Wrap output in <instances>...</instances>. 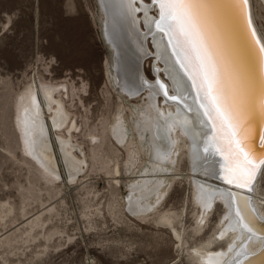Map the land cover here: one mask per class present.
<instances>
[{
	"label": "rangeland",
	"instance_id": "374dc122",
	"mask_svg": "<svg viewBox=\"0 0 264 264\" xmlns=\"http://www.w3.org/2000/svg\"><path fill=\"white\" fill-rule=\"evenodd\" d=\"M250 1L264 40V5ZM101 20L96 0H0V264H196L190 249L212 239L223 216L217 201L198 225L184 148L167 171L174 179L154 212L129 214L131 184L150 168L148 147L133 126L146 111L145 90L128 98L113 86ZM153 59L141 65L149 81L157 77ZM32 84L42 100L47 87L60 89L54 96L69 117L57 135L79 145L74 155L85 160L73 182L64 171L50 181L24 151L18 107ZM43 111L48 119L50 110ZM117 115L127 128L123 145L112 131ZM258 184L263 192L264 168ZM225 240L212 250L226 248Z\"/></svg>",
	"mask_w": 264,
	"mask_h": 264
},
{
	"label": "bare ground",
	"instance_id": "6f19581e",
	"mask_svg": "<svg viewBox=\"0 0 264 264\" xmlns=\"http://www.w3.org/2000/svg\"><path fill=\"white\" fill-rule=\"evenodd\" d=\"M154 1L96 0L103 41L111 49L113 86L128 98L145 90L146 111L133 126L139 142L148 147L150 168L148 175L131 184L126 209L132 216L154 212L174 179L167 177V171L175 167L176 156L184 148L181 152L189 165L186 179L200 211L198 225L206 221L215 202L224 207L214 237L190 249L191 259L196 264H264V191L258 184L264 152L253 141L255 128L259 139L264 132V94L258 65L253 70L238 44L239 32L248 38L239 10L233 4L218 9L219 1L226 0ZM244 1L249 30L261 51L259 69L264 78V40L254 23L251 1ZM170 5L171 19L164 18L162 26L153 23V12L159 7L163 13ZM231 11L235 24L225 17L233 15ZM248 45L254 54L250 58L256 59L253 46ZM148 57H154L153 71L160 81L145 79L141 65ZM58 89L49 86L42 92L43 105L37 86H28L19 99L18 119L24 151L44 176L55 181L64 171L73 182L85 160L74 155L79 145L57 135L69 117L63 102L55 99ZM43 106L51 112L48 119ZM121 118L117 115L112 131L123 145L128 133ZM162 219L182 245L172 217ZM223 239L226 248L212 250Z\"/></svg>",
	"mask_w": 264,
	"mask_h": 264
},
{
	"label": "water",
	"instance_id": "95a60500",
	"mask_svg": "<svg viewBox=\"0 0 264 264\" xmlns=\"http://www.w3.org/2000/svg\"><path fill=\"white\" fill-rule=\"evenodd\" d=\"M178 4H189L188 2H190L191 0H178ZM220 2V3H219ZM217 3L218 6V9H227V7H225L224 5L222 4H233L234 8L238 11L237 14H240L241 16V22L242 24L244 25V30H245V33H246V36L248 38H245L244 35H241V33L239 32L238 33V44L240 46V48L244 49L246 55H247V58L250 60L251 59V65H252V68L253 70L254 67L258 65V68H257V72H258V75H259V78H260V81H261V84L263 86V94H264V78H263V74H262V70L259 69V67H261V63H262V57H261V51L256 43V41L253 39V35L251 34V31L249 30L250 27H249V23H248V20H247V15H246V10H247V7H246V3L244 0H226L224 3L219 1ZM157 2L154 1V0H150V4H156ZM164 4H170L168 1H164ZM232 7V5H231ZM229 8V7H228ZM154 10V9H153ZM234 10V9H233ZM233 13V15L231 13H228L226 14V19L230 20L232 19L233 20V23L235 24V19H237L236 17H234V12L231 11ZM156 13V16L154 17L153 19V23H156L157 25L159 26H162L163 23H161V21L165 18L164 21H168L169 19H171V15L174 14V9L172 8V6H168V8L165 10V12L162 11L159 9L158 7V11L155 12ZM238 16V15H237ZM162 17V19H161ZM248 23V24H247ZM238 30V29H237ZM248 42L251 44V46H253V50H255L256 52V59L255 58H250V54H253L252 50L250 49L249 45H248ZM254 55V54H253ZM158 79V78H156ZM160 81V79H158ZM257 126V125H256ZM258 127L255 128V135L253 137V141L254 143H256L257 147L261 148L260 152H264V132H263V135H262V139H259V136H258ZM260 141V143H259Z\"/></svg>",
	"mask_w": 264,
	"mask_h": 264
}]
</instances>
